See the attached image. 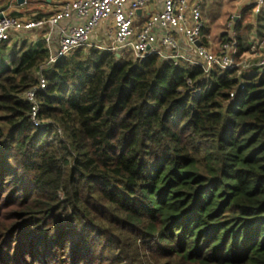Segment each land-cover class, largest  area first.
Segmentation results:
<instances>
[{
    "label": "trees",
    "instance_id": "trees-1",
    "mask_svg": "<svg viewBox=\"0 0 264 264\" xmlns=\"http://www.w3.org/2000/svg\"><path fill=\"white\" fill-rule=\"evenodd\" d=\"M48 56L26 40L0 63L1 258L264 264V64L206 73L80 47L44 70L36 126L24 93Z\"/></svg>",
    "mask_w": 264,
    "mask_h": 264
},
{
    "label": "built area",
    "instance_id": "built-area-1",
    "mask_svg": "<svg viewBox=\"0 0 264 264\" xmlns=\"http://www.w3.org/2000/svg\"><path fill=\"white\" fill-rule=\"evenodd\" d=\"M263 7L264 0H256L254 14H260ZM103 24H107V39L98 41ZM35 30L41 33L49 52L38 71V83L24 93L36 126L44 125L39 102V92L49 83L44 70L80 47L110 50L124 58L143 59L157 54L175 64L199 65L206 73L215 68L253 65L249 59H236L235 31L230 30L220 46H214L206 31L200 0H67L50 15L28 19L0 10V44L24 39V33ZM255 38L252 54L259 46ZM236 93L233 91L231 96Z\"/></svg>",
    "mask_w": 264,
    "mask_h": 264
},
{
    "label": "rangeland",
    "instance_id": "rangeland-1",
    "mask_svg": "<svg viewBox=\"0 0 264 264\" xmlns=\"http://www.w3.org/2000/svg\"><path fill=\"white\" fill-rule=\"evenodd\" d=\"M10 0H0V5H4L8 14L19 16L21 7L17 5L18 0H12V6H7ZM204 10V20L206 22V31L210 33L214 46L219 47L221 42L225 39L230 30L239 33L237 24L240 23L243 34L251 39L255 29V23L258 18L254 15L255 0H200ZM34 5L31 2L27 8L33 9ZM234 17H237L236 19ZM250 25V26H249ZM28 39L34 37L33 34H27ZM249 41V40H248ZM34 43H37L34 41ZM4 43L0 49V63L3 66H11L12 60L16 50L21 46V42L13 47H6ZM96 47H85V49ZM99 49V48H98ZM7 51V52H5ZM70 243L67 244V250H70ZM33 250L31 251V253ZM55 251L42 252L39 249H34V254H29V249L17 251L14 249L10 255L4 254L0 256V264H71L69 256L67 260L53 254ZM58 257V259H55Z\"/></svg>",
    "mask_w": 264,
    "mask_h": 264
},
{
    "label": "crops",
    "instance_id": "crops-1",
    "mask_svg": "<svg viewBox=\"0 0 264 264\" xmlns=\"http://www.w3.org/2000/svg\"><path fill=\"white\" fill-rule=\"evenodd\" d=\"M65 1L67 0H26L24 2H19L18 0L17 5H19L22 10L21 13L19 14V17L28 19L32 17H42V16L50 15L54 13L61 6V4L64 3ZM31 2L33 3L34 7L33 9H28L27 6ZM12 4H13L12 0H10L7 6H12L11 8H14ZM0 10L6 11V8L4 7V5L2 4L0 5ZM254 15H255V18H258V20L257 19L256 21L253 20V23H255L254 26L256 29L253 31V35L256 37L255 39H257V41L259 42V46L257 48V51L254 54H252L250 50V52L246 53L242 59L251 60L253 65H262L261 61L264 58V7L260 14H254ZM106 26L107 24H103L102 27L100 28L99 33L97 35L98 41H103L107 39ZM28 33L33 34L34 37L31 39H28V36H27ZM40 39H42V37L39 31L37 30L29 31V32L24 33V39L14 38L13 40L6 42L5 48L6 47L9 48L11 46L15 47L20 42L22 43L26 40L34 44V41L37 42ZM252 41H253V37L249 39L250 43ZM1 45L3 46V44ZM1 45H0V49H1Z\"/></svg>",
    "mask_w": 264,
    "mask_h": 264
},
{
    "label": "water",
    "instance_id": "water-1",
    "mask_svg": "<svg viewBox=\"0 0 264 264\" xmlns=\"http://www.w3.org/2000/svg\"><path fill=\"white\" fill-rule=\"evenodd\" d=\"M24 1H26V0H19V2H24ZM139 12H141V9H139ZM199 43H201V42L199 41Z\"/></svg>",
    "mask_w": 264,
    "mask_h": 264
}]
</instances>
